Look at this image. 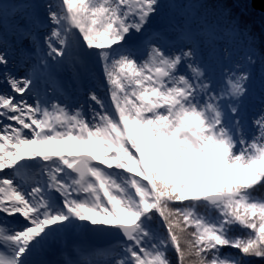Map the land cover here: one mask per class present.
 Returning a JSON list of instances; mask_svg holds the SVG:
<instances>
[{
    "label": "snow or ice",
    "instance_id": "snow-or-ice-1",
    "mask_svg": "<svg viewBox=\"0 0 264 264\" xmlns=\"http://www.w3.org/2000/svg\"><path fill=\"white\" fill-rule=\"evenodd\" d=\"M256 2L0 0V264H61L44 258L57 240L62 264H264V7L259 37L242 20ZM93 55L107 101L60 99L66 71L95 80ZM75 234L111 242L70 253Z\"/></svg>",
    "mask_w": 264,
    "mask_h": 264
},
{
    "label": "rangeland",
    "instance_id": "rangeland-1",
    "mask_svg": "<svg viewBox=\"0 0 264 264\" xmlns=\"http://www.w3.org/2000/svg\"><path fill=\"white\" fill-rule=\"evenodd\" d=\"M49 2V0H42L40 4H44ZM175 3L179 4L182 2H187V0H174ZM162 3H168V0H162ZM7 6V4H4ZM24 8V7H21ZM168 10L165 9V15H168ZM163 26V17H156L153 19L151 22V28L152 29H158ZM140 39V37H135V40L133 42H136ZM141 54H143V50H141ZM243 55V49L242 46H235L233 55L231 60H224L219 63H213L210 66V69H212V73L219 77L221 70L223 67H231L233 63H236L241 60ZM91 62H89V71L95 75V80H93L89 75L84 74L82 75L80 81H75L73 80L71 72L66 71L62 79L64 81L65 89H66V95L62 98V100H68L70 103L74 101L76 98H80V93L82 89H87L90 87H95L99 94L104 97V99L107 101L108 99V94H107V88L106 85L103 83V76L101 74V68L98 59L93 55L89 58ZM94 69V70H93ZM21 75L23 74L22 71L20 73ZM0 87H6L3 85H0ZM43 89V85L41 86ZM251 87H252V97L249 100V110H248V129H249V134L251 132H254L255 129L252 127V117L257 115L259 111L261 110V103H260V97H261V69L260 66L257 65L253 71V79L251 82ZM43 95V92L41 93ZM49 95L53 96H58V94L51 93L49 90ZM35 99V98H33ZM81 243H87V241L82 238L80 235L75 234L71 236L68 239V248L67 251L71 253V246L74 244H81ZM88 244V243H87ZM63 250V242L60 240H57L50 248L48 252L51 253H59L56 259L58 261H62V257L60 256V252ZM45 258V257H44Z\"/></svg>",
    "mask_w": 264,
    "mask_h": 264
},
{
    "label": "trees",
    "instance_id": "trees-1",
    "mask_svg": "<svg viewBox=\"0 0 264 264\" xmlns=\"http://www.w3.org/2000/svg\"><path fill=\"white\" fill-rule=\"evenodd\" d=\"M2 2L4 4H7L8 5V9L9 10L13 9L17 5H19L20 8L21 7H25L24 0H2ZM34 2L41 3L42 0H34ZM206 3L209 5V7H215L217 5H224L226 7H232V0H206ZM233 12L234 13H238L239 12V9L233 8ZM242 20L244 22H248V23H251L253 20H255L256 21V26L254 28V31L256 32V34H257L258 37L260 36L259 12L258 11L255 10V12L252 15L242 17ZM262 39H264V38H262ZM242 49H243V47H242ZM89 62H91V61L89 60ZM261 193H264V188H258L257 189V194L259 195ZM198 211L207 213L208 212V209H207V207L205 205L202 204L198 208ZM212 215H215V213L213 212ZM157 226L159 227V231L161 233H165V229H164L162 223L159 221V217H157V219L155 221H153V227H157ZM234 231L235 232H239L240 230L239 229H234ZM225 251L226 252H233L235 250H233V249H225ZM169 255L173 259V261H175L176 254H175L174 250H171L170 249L169 250Z\"/></svg>",
    "mask_w": 264,
    "mask_h": 264
},
{
    "label": "water",
    "instance_id": "water-1",
    "mask_svg": "<svg viewBox=\"0 0 264 264\" xmlns=\"http://www.w3.org/2000/svg\"><path fill=\"white\" fill-rule=\"evenodd\" d=\"M253 7H254V9L256 11L260 12V10L262 9V7H264V5H262L259 2H256L253 5ZM121 239H122V237H121ZM86 241H87V243L89 245L96 246V245H103V244L110 243L111 242V238H107V237L99 238V237H95L94 235L89 234V236L87 237ZM52 256H55V254L51 253V252H47L45 254V258L52 257Z\"/></svg>",
    "mask_w": 264,
    "mask_h": 264
},
{
    "label": "bare ground",
    "instance_id": "bare-ground-1",
    "mask_svg": "<svg viewBox=\"0 0 264 264\" xmlns=\"http://www.w3.org/2000/svg\"><path fill=\"white\" fill-rule=\"evenodd\" d=\"M210 71H212V69H210ZM23 73V72H22ZM91 81H93V80H91ZM60 98V97H59ZM60 99H62V98H60ZM76 99H78V98H76ZM73 102V101H72ZM54 261H58V259H55ZM61 262V264H62V261H60Z\"/></svg>",
    "mask_w": 264,
    "mask_h": 264
}]
</instances>
